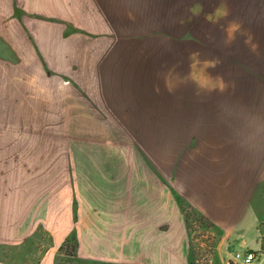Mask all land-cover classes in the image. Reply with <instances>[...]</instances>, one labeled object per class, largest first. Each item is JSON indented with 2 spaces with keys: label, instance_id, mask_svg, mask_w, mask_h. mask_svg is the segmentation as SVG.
Segmentation results:
<instances>
[{
  "label": "crops",
  "instance_id": "1",
  "mask_svg": "<svg viewBox=\"0 0 264 264\" xmlns=\"http://www.w3.org/2000/svg\"><path fill=\"white\" fill-rule=\"evenodd\" d=\"M68 29L87 36L83 61ZM0 62V111L21 114L0 120V264H56L74 227L82 259L171 253L176 238L183 256L184 203L218 228L226 264L225 240L251 193L264 192V0H0ZM54 95L92 126L146 128L149 146L162 128L163 166L142 177L130 166L75 170L39 151V124L23 117Z\"/></svg>",
  "mask_w": 264,
  "mask_h": 264
},
{
  "label": "rangeland",
  "instance_id": "2",
  "mask_svg": "<svg viewBox=\"0 0 264 264\" xmlns=\"http://www.w3.org/2000/svg\"><path fill=\"white\" fill-rule=\"evenodd\" d=\"M74 33L68 29L66 33L69 37L68 44H73L74 42V46H76L74 48L75 61L77 58L83 61L84 55L82 52L80 55L78 54L79 51H82L78 47V41H84L87 36L82 33L78 35ZM72 36H75L74 39ZM139 39L142 40L143 38ZM4 65V63L0 62V70ZM41 65L48 71V66H44V64ZM11 67L14 68L15 66L11 65ZM71 68L76 72L77 69L73 66ZM36 69L37 68H35V70ZM26 70L31 71L34 69L31 65H28ZM81 82L83 83L82 78ZM30 86L31 92L35 93L36 88L34 84H30ZM87 89L89 88L87 87ZM36 93L38 95V92ZM79 94L90 102L89 108L98 122L99 115H103L99 106L91 100L90 97L92 96H90L88 92L85 93V91L80 90ZM52 98V104L43 106V111L37 112V115L23 117L24 119H29L30 122H37L39 124L36 129H41L40 134L44 137L43 143L37 144L40 145L39 151H43L44 154L59 152V160H61V158L64 160V157L69 158L71 161L73 160V167L75 170H100L99 167H101L103 171H105L106 167L127 168L130 166L131 168L138 169L142 177L146 174L150 176L151 170L155 171L159 169V165L163 166V160L161 159L162 154L158 153L162 151V128H156L160 136L156 135V143L149 146L142 139L146 128H122L110 118L103 121V124L100 126H92L88 124V121L83 119V113L78 111H69L67 113L66 110H63L64 107L61 104L62 95H59V97L54 95ZM9 107L11 108L12 105H9ZM56 108H58V110H55ZM19 114L20 112L17 110L0 111V120H15L20 118L21 114ZM69 116H72L70 121H68L70 123L63 121ZM44 120L48 124L47 127H42ZM59 121L60 123H58ZM127 129L132 132L133 136L130 135ZM49 135L53 136V143L49 142L50 139L47 138ZM177 153L178 151H174L171 153V156L174 155V158H176V156H178ZM173 159L171 160L172 163ZM177 164L178 158L174 160L172 165L177 166ZM77 205L78 201L76 199L73 205L74 224L78 222ZM183 205L190 214L189 224L191 230L190 236L188 233L187 237L192 239L193 246L198 253L196 264H223L221 255L216 252V247L220 242L218 238L219 234L217 235L218 228L214 229L210 226L207 221L202 219L201 214L191 206L185 203ZM218 227L222 230L224 229L220 224H218ZM72 234L77 236L75 227L67 237ZM140 241L141 240H139V242ZM174 243L177 247L172 249L171 253H168L169 250L166 249V252L160 255L152 254V252L149 253V250H145L144 252L141 250L138 252L123 253L122 249L117 250V252H105V254L116 259L113 263L108 262V264H189L190 254L182 256V250L179 247L180 239L176 238ZM137 246L140 248V245ZM237 250H254L258 253H264V192L262 190H256L251 193L250 200L243 206L237 222L234 225L230 240H225L223 244L225 255L228 251L233 254ZM56 264H102V262L92 259H82L79 257L78 252L77 256L66 255L60 252L56 258ZM260 264H264V259L261 260Z\"/></svg>",
  "mask_w": 264,
  "mask_h": 264
},
{
  "label": "trees",
  "instance_id": "3",
  "mask_svg": "<svg viewBox=\"0 0 264 264\" xmlns=\"http://www.w3.org/2000/svg\"><path fill=\"white\" fill-rule=\"evenodd\" d=\"M183 211H184V217H185V221H186V226H187V231L189 233L190 236V214L187 211V209H185L184 207ZM202 219H204L205 221L208 222V224L210 226L213 227V224L210 222L209 218H207L204 215H201ZM78 246H79V242H78V238L75 234L70 235L69 237H66L65 240L63 241V243L60 245L59 250L61 253L66 254V255H72V256H77V252H78ZM189 246H190V261L189 264H196V260L198 257V253L196 251V248H194L193 246V241L192 239L189 237ZM102 264H108V263H102Z\"/></svg>",
  "mask_w": 264,
  "mask_h": 264
},
{
  "label": "built area",
  "instance_id": "4",
  "mask_svg": "<svg viewBox=\"0 0 264 264\" xmlns=\"http://www.w3.org/2000/svg\"><path fill=\"white\" fill-rule=\"evenodd\" d=\"M264 259V253L254 250L236 251L229 257L226 264H260Z\"/></svg>",
  "mask_w": 264,
  "mask_h": 264
},
{
  "label": "clouds",
  "instance_id": "5",
  "mask_svg": "<svg viewBox=\"0 0 264 264\" xmlns=\"http://www.w3.org/2000/svg\"><path fill=\"white\" fill-rule=\"evenodd\" d=\"M193 12H195V11H193ZM222 14H224V13H223V9L218 10V12L216 13V15H222ZM209 18L212 19V17H209ZM233 30H234V28H233ZM213 63H214L213 61H208V62H206L207 66H211ZM214 86H216V87H221V88L223 87L222 84H215ZM165 87H166V89H167L168 91H171V90H172L171 88L168 87L167 79L165 80Z\"/></svg>",
  "mask_w": 264,
  "mask_h": 264
}]
</instances>
